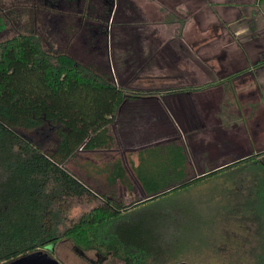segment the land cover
<instances>
[{
  "label": "trees",
  "instance_id": "obj_1",
  "mask_svg": "<svg viewBox=\"0 0 264 264\" xmlns=\"http://www.w3.org/2000/svg\"><path fill=\"white\" fill-rule=\"evenodd\" d=\"M90 7L104 24L87 38L88 44L96 42L99 61H86L82 53L70 49L50 50L36 31L0 41V264L63 238L82 250L112 252L124 264H141L152 252L137 251L134 242L125 240L126 232L135 234V227L143 222L141 213L127 215L130 209L186 190L253 158L195 177L185 147L173 141L139 152L138 163H129L134 180L120 158L99 166L105 190L96 188L100 181L89 182V171L87 177L73 173L69 164L80 153L119 149L114 126L120 110H139L141 103L162 110L160 92L128 91L118 84L107 44L113 0H104L101 9L92 3ZM118 23L117 15L112 30ZM47 133L54 140L41 147L38 142ZM261 184L259 217L253 220L257 226L254 264H264ZM135 186L141 194L121 196L123 188ZM97 198L101 201L95 208L61 232L67 200Z\"/></svg>",
  "mask_w": 264,
  "mask_h": 264
},
{
  "label": "crops",
  "instance_id": "obj_2",
  "mask_svg": "<svg viewBox=\"0 0 264 264\" xmlns=\"http://www.w3.org/2000/svg\"><path fill=\"white\" fill-rule=\"evenodd\" d=\"M152 1L113 0L107 44L118 84L160 92L162 110L143 103L139 110H120L114 126L119 149L85 154L108 152L101 166L120 158L133 180L129 163H138L139 152L173 141L185 147L196 177L264 157V0ZM63 2L80 9L81 25L94 18L95 29L85 27L93 30L90 36L99 33L97 25L104 24L90 7L96 9L95 0ZM117 15L120 23L112 30ZM71 30L68 35L80 32ZM91 164L90 178L97 180L103 175ZM120 194L129 199L141 189L123 188Z\"/></svg>",
  "mask_w": 264,
  "mask_h": 264
},
{
  "label": "rangeland",
  "instance_id": "obj_3",
  "mask_svg": "<svg viewBox=\"0 0 264 264\" xmlns=\"http://www.w3.org/2000/svg\"><path fill=\"white\" fill-rule=\"evenodd\" d=\"M54 1H58L56 8L51 6ZM150 2L154 4L152 0ZM95 4L96 9H101L103 2L95 0ZM146 7L153 11L150 7L154 6ZM78 11L80 9L68 2L65 4L63 0H53L51 3L46 0H0V41L36 31L46 48L61 51L68 46L73 52L82 53L83 59L96 62L100 50L95 41L88 44L87 38L93 34V30H85L86 26L95 29V23L91 22L94 18H87V24L81 25L77 19ZM90 11L87 7V12ZM166 16L162 19L163 25L165 21L168 22ZM156 23L160 25L159 20ZM73 26L79 27L80 32L70 34L72 40L69 41L68 29L72 31ZM41 138V143L38 142L41 147L54 140L49 133ZM108 157V152L80 153L76 162L74 160L69 164V169L87 177V171L94 169L88 165L90 161L101 166V160ZM263 172L264 157L253 156L198 185L130 209L127 215L141 213L143 222L138 228L135 227V234L126 232L124 238L134 242L137 251L152 252L141 264H254L252 250L257 243V226L254 222L260 212L257 193L263 192L260 191L263 187L261 182H264ZM97 178L95 180L100 183L96 188L105 190L103 176ZM87 179L93 184V179ZM100 201L99 198L91 201L67 200L61 232L90 212ZM69 245L66 241L56 246L57 256L64 264H85L78 254L69 249ZM94 251L90 252V256L96 258ZM110 257V260L115 258L113 254ZM116 261L123 264L119 258Z\"/></svg>",
  "mask_w": 264,
  "mask_h": 264
},
{
  "label": "flooded vegetation",
  "instance_id": "obj_4",
  "mask_svg": "<svg viewBox=\"0 0 264 264\" xmlns=\"http://www.w3.org/2000/svg\"><path fill=\"white\" fill-rule=\"evenodd\" d=\"M263 176H264V172H263ZM66 241H68L70 244L69 249L74 251L75 254H78L80 256V258L84 261L85 264H117L116 260L118 257H115L113 260H110L111 259L110 256H112V254H113L112 252H108L106 254H101L95 250L94 254H95L96 258H93L92 256H90V252L92 250H82L81 248L75 246L67 238H63L62 240L60 239L56 243L45 246L44 248H40L37 251L47 252L49 255H51L52 257H54L55 259H57L59 261L58 264H64L63 261L57 256L56 246H58L60 244H64ZM13 260H15V259H13ZM13 260H11V261H13ZM11 261L5 262L3 264H7ZM123 264H124V262H123Z\"/></svg>",
  "mask_w": 264,
  "mask_h": 264
},
{
  "label": "water",
  "instance_id": "obj_5",
  "mask_svg": "<svg viewBox=\"0 0 264 264\" xmlns=\"http://www.w3.org/2000/svg\"><path fill=\"white\" fill-rule=\"evenodd\" d=\"M59 261L44 251H34L22 255L7 264H58ZM181 264H187L185 262Z\"/></svg>",
  "mask_w": 264,
  "mask_h": 264
}]
</instances>
